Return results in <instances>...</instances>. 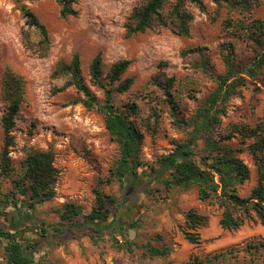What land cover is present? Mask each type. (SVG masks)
Wrapping results in <instances>:
<instances>
[{
  "label": "rangeland",
  "instance_id": "obj_1",
  "mask_svg": "<svg viewBox=\"0 0 264 264\" xmlns=\"http://www.w3.org/2000/svg\"><path fill=\"white\" fill-rule=\"evenodd\" d=\"M146 1L75 0L77 13L63 16L57 0H26L49 32V50L39 55L26 45L28 37L38 38L26 25L20 3L0 0V161L7 151L12 166L11 177L0 181L1 189L14 190L12 178L21 173L29 150H52L59 171L54 198L34 210L20 203L25 217L13 221L8 215L13 207L0 201V223L8 230H29V238L35 241L30 253L44 264H264V224L253 219L239 229H224L223 208L201 201L197 186L167 188L155 179L161 158L189 138L191 128L186 122L218 87V75L226 72V44L235 46L237 65L248 64L255 55L256 46L231 34L226 26L243 15L264 19V0H258L251 13L230 11L213 0H204V7L188 2L194 16L189 34L156 26L129 35L132 12ZM76 54L86 83L101 102L104 90L90 74L93 59L101 56L103 78L117 61H131L124 78H134L133 86L125 93L115 91L114 101L121 108L129 103L139 108L135 119L144 134L141 160L146 174L137 187L123 186L113 173L120 146L110 136L98 106L88 108L76 101L83 94L68 85V76L55 75L58 63H70ZM8 70L23 78L25 99L7 137L2 119L9 106L4 93ZM246 77V84L227 103L215 128L217 136L264 119V68L256 77ZM241 140V133H234L228 141L239 144ZM202 148L199 143L198 155L203 154ZM242 157L251 177L240 193L248 196L258 171L250 151ZM97 189L118 198L112 205L116 239L114 229L93 238L86 226L70 227L60 217L59 209L70 201L90 213ZM191 209L207 216V224L190 229L186 222ZM41 226L48 229L47 235ZM187 231L198 234L199 241L190 242ZM251 243L258 247H249ZM5 244L0 240V264H7ZM149 245L167 246L170 252L151 256Z\"/></svg>",
  "mask_w": 264,
  "mask_h": 264
},
{
  "label": "trees",
  "instance_id": "obj_2",
  "mask_svg": "<svg viewBox=\"0 0 264 264\" xmlns=\"http://www.w3.org/2000/svg\"><path fill=\"white\" fill-rule=\"evenodd\" d=\"M16 1L20 3L26 25L35 31L38 38L33 41L28 37L27 47L39 55H46L50 47L47 27L25 2L26 0ZM57 1L61 4L63 16L77 13L74 8L75 0ZM213 1L220 7L224 6L230 11L240 13H251L252 7L258 2V0ZM188 2L199 7L205 6L204 0H147L133 10L128 34L143 32L156 26H170L179 34H189L194 16L188 8ZM226 27L231 34L250 40L256 46V53L248 64L237 65L235 46L231 42L226 44V72L218 75V87L207 97L194 117L186 122L191 128L189 138L176 143L175 148L161 158L158 168L155 169V179L167 188L173 185L185 189L197 186L201 201H213L223 208L221 226L227 230H236L253 219L264 224V119L255 126H234L231 133H241L242 136L239 144L228 141L232 139L233 134L217 136L215 128L225 115L230 98L246 84L248 80L246 75L256 77L264 68V19L243 15L241 18L227 21ZM130 65L131 61L128 59L119 60L111 66L107 77L103 78L101 56L93 59L90 74L92 80L104 90L103 102L93 95L86 83L78 54L70 63L60 61L55 75L68 76L70 78L68 85H74L78 92L83 94V97L76 101L82 102L88 108L98 106L104 115L105 126L110 136L120 146V157L113 173L123 186L137 187L143 182L146 174L141 160L144 134L135 119L138 117L139 108L135 103H129L125 108H121L114 101L115 91L125 93L133 86L134 78H124ZM68 85L62 89H66ZM4 93L9 106L2 121L8 137L14 118L25 99L24 80L12 70L5 73ZM251 138L254 141L248 143ZM199 143L203 144L201 155L197 152ZM246 150L250 151L257 165L258 179L250 194L242 196L240 188L251 177L250 167L242 157ZM22 168L21 173L12 178L13 191L5 193L0 186V201L4 202L6 207L12 206L14 209L8 213L12 221L25 217V211L20 203L34 210L38 204L51 200L56 195L59 171L55 166V154L52 150H29ZM11 170V161L6 151L0 161V181L3 177H11ZM117 203L118 198L115 195L97 189L96 202L90 213H83L82 206L72 201L65 202L59 213L64 223L70 224V227L86 226L92 232L93 238L96 233L109 232L113 229L115 237L117 226L112 220L114 217L112 205ZM207 222V216L200 215L193 209L187 213L186 223L190 229L200 228ZM39 229L44 236L47 235V228L41 226ZM56 231H62V228L57 227ZM29 233L27 229L8 230L0 223V240L6 243L4 250L7 264H44L30 253L35 241L29 238ZM185 235L192 243L199 241V235L196 233L187 231ZM249 247L258 246L251 243ZM147 249L151 256L167 255L170 252L167 246L149 245Z\"/></svg>",
  "mask_w": 264,
  "mask_h": 264
}]
</instances>
